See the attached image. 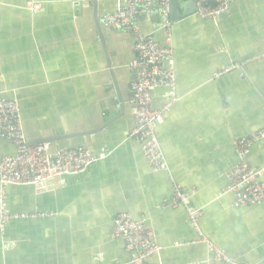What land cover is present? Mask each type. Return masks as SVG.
Returning <instances> with one entry per match:
<instances>
[{
	"label": "crops",
	"instance_id": "0c3cea01",
	"mask_svg": "<svg viewBox=\"0 0 264 264\" xmlns=\"http://www.w3.org/2000/svg\"><path fill=\"white\" fill-rule=\"evenodd\" d=\"M26 1L0 0V96L18 101L29 144L48 143L50 154L79 147L104 158L62 187L6 189L11 213L45 215L6 224L0 264H131V253L111 238L119 212L144 220L161 246L149 264H223L212 259L182 208L162 206L172 193L170 176L201 210L206 239L234 261L264 264V204L235 209L222 193L235 163L234 141L264 130V0H229L217 22L184 8L172 21L177 101L156 129L168 164L160 173L151 172L128 138L134 41L99 23L115 0H34L43 4L36 14ZM142 16L141 30L166 46L158 16ZM235 62L243 63L242 77L212 78ZM164 94L154 91L156 108ZM14 152L0 139V160ZM249 158L264 167V138Z\"/></svg>",
	"mask_w": 264,
	"mask_h": 264
},
{
	"label": "built area",
	"instance_id": "2783aa9c",
	"mask_svg": "<svg viewBox=\"0 0 264 264\" xmlns=\"http://www.w3.org/2000/svg\"><path fill=\"white\" fill-rule=\"evenodd\" d=\"M114 11L100 15V24L115 31L130 34L134 43L135 58L128 64L133 74L129 84V104L133 117V127L128 138L140 146V151L151 172H168V164L161 150L156 129L160 126L171 106L177 101L176 70L172 48V21L169 0H115ZM195 14L202 20L217 22L229 12V0H193ZM25 8L32 14L43 10V4L27 0ZM156 13L159 29L163 33L166 46H161L154 33H145L138 24L137 16ZM243 63H231L212 74L219 79L226 74L243 76ZM157 88L165 89L164 104L154 105L153 93ZM264 138V130L250 133L234 141L235 163L226 174L227 183L223 194L232 199L233 208H251L264 204V167H254L250 163L253 146ZM0 139L14 146L12 155L0 160V234L12 219H36L45 214L11 213L8 209L6 189L10 186H30L45 192L55 185L62 187L69 176L84 173L95 162L104 158L91 155L84 148L63 149L50 154V145L28 143L21 120L19 103L16 99L0 96ZM171 196L164 200L163 207L182 208L200 242L204 243L215 262L223 264H244L231 259L226 251L214 245L203 236L200 228L202 212L190 199L188 191L179 186L170 176ZM111 238L122 242L124 249L131 253V264H149L150 258L157 256L161 246L152 238L147 224L135 219L130 213L119 212L111 220Z\"/></svg>",
	"mask_w": 264,
	"mask_h": 264
},
{
	"label": "water",
	"instance_id": "95a60500",
	"mask_svg": "<svg viewBox=\"0 0 264 264\" xmlns=\"http://www.w3.org/2000/svg\"><path fill=\"white\" fill-rule=\"evenodd\" d=\"M179 2L180 0H169L171 21H176L179 18L181 8H184V10L188 11L189 13H192L195 9L193 0H187V2L183 6H180ZM154 14L156 16V13ZM140 19H143L142 15L137 16V20L139 21ZM157 21H159L158 18H157ZM75 136L77 135H74L72 137H75ZM39 144H42V143H39Z\"/></svg>",
	"mask_w": 264,
	"mask_h": 264
},
{
	"label": "rangeland",
	"instance_id": "374dc122",
	"mask_svg": "<svg viewBox=\"0 0 264 264\" xmlns=\"http://www.w3.org/2000/svg\"><path fill=\"white\" fill-rule=\"evenodd\" d=\"M158 23H159V21H158ZM171 44V43H170Z\"/></svg>",
	"mask_w": 264,
	"mask_h": 264
}]
</instances>
